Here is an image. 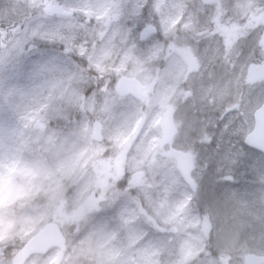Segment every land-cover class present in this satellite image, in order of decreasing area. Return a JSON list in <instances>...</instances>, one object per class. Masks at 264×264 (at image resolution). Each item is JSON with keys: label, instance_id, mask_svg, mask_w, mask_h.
<instances>
[{"label": "rangeland", "instance_id": "374dc122", "mask_svg": "<svg viewBox=\"0 0 264 264\" xmlns=\"http://www.w3.org/2000/svg\"><path fill=\"white\" fill-rule=\"evenodd\" d=\"M202 2L0 0V264L50 221L67 238L62 264L264 254V158L243 144L264 99V83L245 79L264 63V0ZM148 26L158 32L143 38ZM186 34L208 40L193 46ZM122 76L143 83L141 100L115 94ZM171 150L190 154L195 194ZM122 174L127 192L114 188ZM56 252L26 264H51Z\"/></svg>", "mask_w": 264, "mask_h": 264}, {"label": "water", "instance_id": "95a60500", "mask_svg": "<svg viewBox=\"0 0 264 264\" xmlns=\"http://www.w3.org/2000/svg\"><path fill=\"white\" fill-rule=\"evenodd\" d=\"M155 28H148L144 36L154 34ZM246 79L249 83L264 81V64H250L247 68ZM115 92L119 97L132 96L139 99L142 95V84L137 78L121 77L117 80ZM254 128L246 136L245 145L264 153V103L254 112ZM163 139L169 141L171 127L166 120L162 124ZM178 171L184 182L189 186L193 193L196 192V185L192 179L193 164L190 156L182 151L173 152ZM51 249H57V255L52 264H61L62 253L67 249L66 239L59 226L55 223H48L43 226L34 236L28 239L21 248L14 254L11 264H25L34 255H44ZM243 264H264V255L247 254L243 257Z\"/></svg>", "mask_w": 264, "mask_h": 264}, {"label": "trees", "instance_id": "16d2710c", "mask_svg": "<svg viewBox=\"0 0 264 264\" xmlns=\"http://www.w3.org/2000/svg\"><path fill=\"white\" fill-rule=\"evenodd\" d=\"M205 1V0H204ZM207 1V0H206ZM249 37V35H247L246 36V38H248ZM245 38V39H246ZM114 176H115V174H114ZM111 182V181H110ZM130 185H132V183L128 180V177L126 176V174H123L121 177H117L116 179H115V182H114V188H116V189H118V190H122V191H125V192H127V189L129 188V186ZM113 187V185H111V188ZM227 201V204L229 203V201L228 200H226ZM195 208H199V213L201 214V218H202V221L204 222V223H206V221H207V215L208 214H205L206 212H207V210H205L204 208H201V205L200 204H196L195 205ZM224 211L226 212V210L224 209ZM232 227V226H231ZM230 227V228H231ZM204 230V235H205V240H206V244H207V246L209 247V249H210V253L212 254V255H217V253H216V251L214 250V248H213V239H214V236H213V232H212V230L210 231V232H208V231H206V229H203ZM209 230V229H208ZM230 230H232V232H233V234H234V231H236V228H231ZM235 235V234H234ZM230 254V256H226V258H228V260L227 261H229L230 260V257H232L231 256V254H232V252H229V253H227V255H229Z\"/></svg>", "mask_w": 264, "mask_h": 264}, {"label": "flooded vegetation", "instance_id": "af4514ba", "mask_svg": "<svg viewBox=\"0 0 264 264\" xmlns=\"http://www.w3.org/2000/svg\"><path fill=\"white\" fill-rule=\"evenodd\" d=\"M201 34V33H200ZM186 39L188 40V42L190 43V44H192L193 46L194 45H197V46H201V47H203L204 46V44H205V42L208 40L207 39V36H206V34L202 37V38H200L199 40H196V39H194L193 37H191V36H189V35H187L186 34ZM202 39H204L205 41H201ZM237 38H236V36H235V39H233V43H232V48L235 46V48H237L239 45L238 44H236V40ZM176 49V48H175ZM174 49V50H175ZM191 59H192V57H191ZM190 59V60H191ZM195 63H196V70L194 71V72H192V73H190V75H194V74H196V73H198V71H199V69H200V65H199V62H198V60H197V58H195ZM188 70V69H187ZM261 84V83H260ZM260 84H255V85H249V86H257V85H260ZM264 103V99L262 100V102L260 103V105L257 107V108H259L262 104ZM256 108V109H257ZM255 109V110H256ZM230 110V112H229V114L228 115H225V116H229V115H231V113H234L233 112V109H229ZM254 110V111H255ZM254 111L251 113H249L248 114V116H251V119H249V121H248V123L249 124H247V126H249L250 125V123L252 122V126L250 125V127H248V132L249 131H251V129H252V127H253V124H254V121H253V114H254ZM223 118V115L221 114V118L220 119H222Z\"/></svg>", "mask_w": 264, "mask_h": 264}]
</instances>
